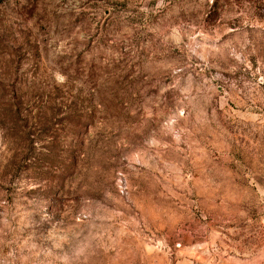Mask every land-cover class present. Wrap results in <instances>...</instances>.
<instances>
[{"label": "rangeland", "instance_id": "obj_1", "mask_svg": "<svg viewBox=\"0 0 264 264\" xmlns=\"http://www.w3.org/2000/svg\"><path fill=\"white\" fill-rule=\"evenodd\" d=\"M0 264H264V0H2Z\"/></svg>", "mask_w": 264, "mask_h": 264}, {"label": "trees", "instance_id": "obj_2", "mask_svg": "<svg viewBox=\"0 0 264 264\" xmlns=\"http://www.w3.org/2000/svg\"><path fill=\"white\" fill-rule=\"evenodd\" d=\"M2 0H0V2H1Z\"/></svg>", "mask_w": 264, "mask_h": 264}]
</instances>
